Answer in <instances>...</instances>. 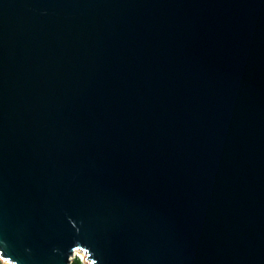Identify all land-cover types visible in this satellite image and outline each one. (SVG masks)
I'll return each instance as SVG.
<instances>
[{
	"label": "water",
	"instance_id": "1",
	"mask_svg": "<svg viewBox=\"0 0 264 264\" xmlns=\"http://www.w3.org/2000/svg\"><path fill=\"white\" fill-rule=\"evenodd\" d=\"M264 264V0H0V258Z\"/></svg>",
	"mask_w": 264,
	"mask_h": 264
},
{
	"label": "trees",
	"instance_id": "2",
	"mask_svg": "<svg viewBox=\"0 0 264 264\" xmlns=\"http://www.w3.org/2000/svg\"><path fill=\"white\" fill-rule=\"evenodd\" d=\"M71 264H83V261L79 257H76Z\"/></svg>",
	"mask_w": 264,
	"mask_h": 264
},
{
	"label": "built area",
	"instance_id": "3",
	"mask_svg": "<svg viewBox=\"0 0 264 264\" xmlns=\"http://www.w3.org/2000/svg\"><path fill=\"white\" fill-rule=\"evenodd\" d=\"M76 252H77V251H76ZM76 252H75V255H74V256H75V258H76V257H79V258L82 260V257H81V256H79V255H78V253H76ZM0 262H1V264H10L9 262H6V261H4V260H3V259H1V258H0ZM87 262H88V261H87Z\"/></svg>",
	"mask_w": 264,
	"mask_h": 264
},
{
	"label": "rangeland",
	"instance_id": "4",
	"mask_svg": "<svg viewBox=\"0 0 264 264\" xmlns=\"http://www.w3.org/2000/svg\"><path fill=\"white\" fill-rule=\"evenodd\" d=\"M78 255L82 257L83 264H87L86 257L84 258V257L82 256V254H80V253H79ZM73 259H75V256L72 257V261H73ZM88 262H89V261H88ZM0 264H1V262H0Z\"/></svg>",
	"mask_w": 264,
	"mask_h": 264
},
{
	"label": "bare ground",
	"instance_id": "5",
	"mask_svg": "<svg viewBox=\"0 0 264 264\" xmlns=\"http://www.w3.org/2000/svg\"><path fill=\"white\" fill-rule=\"evenodd\" d=\"M76 253H80V254H82V256L85 258L86 257V253L84 252V251H77ZM87 264H90V262H87Z\"/></svg>",
	"mask_w": 264,
	"mask_h": 264
}]
</instances>
